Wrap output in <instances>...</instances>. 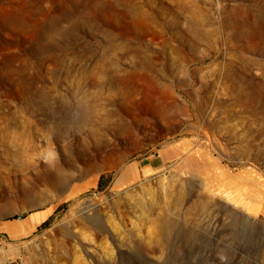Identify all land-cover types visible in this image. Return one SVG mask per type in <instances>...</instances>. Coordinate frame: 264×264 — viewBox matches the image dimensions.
Returning a JSON list of instances; mask_svg holds the SVG:
<instances>
[{
  "label": "rangeland",
  "instance_id": "1",
  "mask_svg": "<svg viewBox=\"0 0 264 264\" xmlns=\"http://www.w3.org/2000/svg\"><path fill=\"white\" fill-rule=\"evenodd\" d=\"M263 7L0 0V264H264Z\"/></svg>",
  "mask_w": 264,
  "mask_h": 264
},
{
  "label": "bare ground",
  "instance_id": "2",
  "mask_svg": "<svg viewBox=\"0 0 264 264\" xmlns=\"http://www.w3.org/2000/svg\"><path fill=\"white\" fill-rule=\"evenodd\" d=\"M260 20H264V7L262 9V15ZM256 22V23H255ZM254 22V34H256V36L260 37V41L258 43H256L257 38H255V36L250 33V32H244V33H250L248 34L250 36V40L251 41H255V45L254 44H249V47H257L258 45L263 46V51H264V32L261 33L260 31H257V27H258V23H259V19L256 20ZM242 22H236L234 25L237 27H239L241 25ZM258 34V35H257ZM253 35V37H252ZM106 83L104 82V80L101 78H95V79H85V81L83 83H78L76 86H74L73 88L69 89L71 91V97L74 98V102L69 101V100H65L64 103H62V109H61V121H60V128H67L70 124H73V121L70 120V114L76 109V110H80L81 111V116H88V108L89 106L87 105V102L89 100V96L91 94V91H89V89L91 88H100V90H104L106 87ZM264 88V87H262ZM124 88L120 87V90H122ZM236 93L238 96H243V95H247L249 96L250 92H245V90L243 89L242 86H239L236 88ZM252 94V93H251ZM250 94V95H251ZM253 95V94H252ZM72 100V99H71ZM249 100V99H248ZM250 102H252L251 104L253 106H257V103L255 100L250 99ZM261 107L264 109V102L261 104ZM12 156H14V158L17 159H22V154L20 152V150H16L15 152H12ZM20 162H23V160H20ZM182 195L178 196L179 199H182ZM255 212V211H254ZM33 221V219H32ZM171 223L172 222H165V229H170L171 228Z\"/></svg>",
  "mask_w": 264,
  "mask_h": 264
}]
</instances>
